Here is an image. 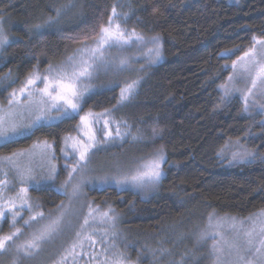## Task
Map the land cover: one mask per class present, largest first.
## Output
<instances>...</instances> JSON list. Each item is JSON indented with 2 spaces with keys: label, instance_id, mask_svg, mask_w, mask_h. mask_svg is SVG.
<instances>
[{
  "label": "trees",
  "instance_id": "16d2710c",
  "mask_svg": "<svg viewBox=\"0 0 264 264\" xmlns=\"http://www.w3.org/2000/svg\"><path fill=\"white\" fill-rule=\"evenodd\" d=\"M114 8L125 16L127 31L159 38L163 60L143 72L134 94L120 107L116 86L82 100V114L113 110L136 136L100 149L91 161L111 165L127 157L128 165L136 166L162 150L164 176L146 199L129 189L103 186L85 190L83 206L106 216L101 221L110 223L131 261L143 248L156 251L159 244L172 250L173 261L184 255L195 260L203 256L199 249L173 242L192 234L197 222L210 214L245 218L264 211V126L245 113L237 98L224 99L219 91L231 64L251 48L253 38L264 39V0H0V26L8 36L0 50V103L30 76L46 72L83 43L97 39ZM78 120L72 116L40 125L0 143V158H5L46 141L57 163L51 182L26 187L0 169V196L25 189L29 208L45 216L64 204L66 193L57 191L65 180L59 151L63 139L75 133ZM235 141L253 154L250 161L224 159L223 151ZM85 215L81 210L76 224ZM2 224L0 232L5 234L7 220ZM67 242L39 264L56 262ZM32 255L9 247L0 253V264H24L26 257L29 264Z\"/></svg>",
  "mask_w": 264,
  "mask_h": 264
},
{
  "label": "rangeland",
  "instance_id": "374dc122",
  "mask_svg": "<svg viewBox=\"0 0 264 264\" xmlns=\"http://www.w3.org/2000/svg\"><path fill=\"white\" fill-rule=\"evenodd\" d=\"M227 1L236 3L239 0ZM115 12L116 15L113 16L112 11L110 17L120 25L121 30L126 33V37H130L127 43L105 44L101 49L103 55L99 52L95 55L92 54L99 45V37L92 42L83 43L58 65L51 67L46 72H37L34 76H39L40 79L35 84L29 85L23 94H21L20 89L25 87L27 81L22 83V86L17 90L9 91L5 102L0 103V117L4 118L5 128L12 124L19 128L32 125V128L23 134L30 132L37 126L54 124L64 118L77 116L79 119L75 133L63 139L59 151L65 180L61 185L63 187L57 191L62 194L66 193L68 198L64 204L53 214L45 216L29 208L28 199L21 188L11 196H0V210L5 212L4 219H0V228L4 220H7L6 226L8 228L5 234L0 232V238L12 236V239L6 242V249L13 247L15 253L21 251L27 256L24 251L25 246L32 241L34 236L39 235L42 230L51 225L54 230L45 239L38 241L39 249L31 250L33 255L29 264L48 261L51 255L58 252L67 241L66 250L61 253L56 262L53 261L51 264H139L146 259H149V264H185L186 260H191L195 264H264V211H258L245 218L210 214L204 220L197 222L192 234L173 242L177 247L180 244L182 248L194 246L196 251L199 249L203 256L195 260L184 255L182 260L173 261L172 250L159 244L161 246L156 251L143 248L139 258L136 261H131L128 254L120 249L119 237L110 223L106 225L104 221H101V218L106 216L93 209L91 205L83 206L85 190L103 186L115 187L118 190L129 189L146 199L164 176L162 167L165 156L162 150L136 166L128 165L130 162L125 161L127 157H123L119 160L120 162L111 165L108 161L105 163L91 161L100 149L117 145L128 139L135 140L136 136L134 137L131 133L130 127L124 119L116 117L113 110L82 114L80 112L82 100L92 92L116 86L119 89L117 105L120 107L127 103L134 94L143 77V72L148 67L159 64L163 60L159 43L157 44L154 38L145 39L141 37L142 39H137L140 37L139 35L133 34L123 27L122 23L125 16L117 9ZM108 23L105 27L108 26ZM259 40L264 39H256V41ZM254 44L256 49L255 61L250 62L251 57H244V54L236 59L230 66L229 76L219 86V91L224 99L237 98L242 103L245 113L249 116L258 117V123L264 126V82L256 79L257 62L264 63V52H262L260 44L255 41H253L250 49L253 48ZM157 50L159 55H157ZM134 51L135 53H130ZM241 57L244 59L241 60ZM234 63L235 68L233 67ZM84 67H87L90 75L79 76L76 80V89L80 94L77 111L73 112L64 101H53L40 91L44 88L45 76L51 79L61 71L70 74L73 70L79 72ZM253 79H256L255 87L252 86ZM102 82L105 85H102ZM128 85H133V88L128 94V99L121 101V91L126 89ZM249 89H251L250 92ZM73 102H76L75 98ZM54 103L57 104L59 110L50 108ZM64 109H67L68 115L63 114ZM81 117L87 118V126L82 123ZM105 121H107V127ZM89 127L95 135V146L88 151L86 166L84 161H80L78 165L79 151L73 148V143L74 141L88 142V136L85 133L89 131ZM109 132L111 135H108ZM23 134L11 136L9 140ZM3 142L6 141L0 140V143ZM243 144L241 141L228 144L222 153L224 159L228 163L250 161L253 154ZM160 156H163V160L160 162L162 176L158 183L151 185L145 179L144 186H140L130 180V177L138 171H147L146 165H150ZM55 158L52 145L45 147L44 143H39L26 152L12 157L0 158V169L3 174L7 172L8 176L17 180L22 185L21 187L42 182L47 183L53 180L57 171ZM131 168L130 174H124ZM119 174L124 175L115 176ZM76 185H79L78 191H74ZM24 200L27 203H24ZM82 208L86 215L81 216V222L76 224ZM12 212L18 213L14 222ZM85 219L88 221L87 224L84 223ZM13 233L16 235H12ZM86 237H91V239H86ZM192 256L194 257L193 254ZM25 261L24 264H27V257Z\"/></svg>",
  "mask_w": 264,
  "mask_h": 264
},
{
  "label": "snow or ice",
  "instance_id": "6c2138e0",
  "mask_svg": "<svg viewBox=\"0 0 264 264\" xmlns=\"http://www.w3.org/2000/svg\"><path fill=\"white\" fill-rule=\"evenodd\" d=\"M115 15H116V12L114 8L113 16ZM128 39H130V37H126V33L121 30L120 25L118 23H115L110 17L108 26L100 27L99 45L96 49L93 50L92 54L95 55L97 52H99L101 55H103V53L101 52V49L103 48L105 44L119 45L121 42L127 43ZM137 39H142V38L137 37ZM253 39L256 43L260 44L261 50L262 52H264V40L256 41L255 37ZM154 40H156L158 44L159 38L154 37ZM7 43H8V36L5 34L4 29L0 27V48H3ZM255 52H256V49H255V44H254L252 49L244 53V57H251L250 62L255 61ZM157 55H159L158 50H157ZM244 57H241V60H243ZM84 63L86 64L87 62L85 61ZM233 67L234 68L236 67L235 63ZM257 67H258V71H257L256 79H260L262 82H264V63L257 62ZM86 74L90 75V73H88L87 71V67H84L79 72L73 70L72 73L70 74L65 71H61L57 73V75L53 76L51 79L45 76L44 77V81H45L44 88L40 89V91L43 92L45 96L49 97L53 101H64V103L67 104L73 110V112H75L78 110L79 95H80L76 89V80L79 78V76H83ZM38 79H40L39 76H30V78L27 80L25 87L20 89L21 94L25 92V90L27 89L29 85L35 84ZM256 79L252 80L253 87L256 86ZM132 88H133V85H128L126 89H123L121 91V101L128 99V94L130 93V90ZM250 91L251 89H249V92ZM13 96H15V93H13ZM74 98L76 99V102H73ZM245 99H247V97H245ZM50 108H57V110H59V107L55 103L52 104ZM63 114L68 115L67 109H64ZM81 121L82 123H85L87 126L86 117H81ZM105 126L107 127V121H105ZM31 128H32V125H26L24 128H19L15 124H12L10 127L5 128L4 118L0 117V140L8 141L11 138V136L23 134L26 130H30ZM85 135L88 136V142L74 141L73 148L79 151L80 160L77 161V164L79 165L80 161H84L85 166H86V163L88 160V151L91 147L95 146V135L91 132L90 127H89V131L85 133ZM108 135H111V133L109 132ZM77 145H79V148H77ZM44 146L51 147V145H48L46 141L44 142ZM162 160H163V156L158 157L150 165H146L147 171H142V172L138 171L135 175H132L130 177V180L140 186H144L145 179H147V181L151 185L158 183L162 176V173L160 171V162ZM49 178H52V177H49ZM125 179H129V178H125ZM78 190H79V185H76L74 187V191H78ZM21 191L25 192L26 190L21 189ZM24 203H27V201L24 200ZM9 211H11V209H9ZM17 215H18L17 212H12L13 222L15 221V217ZM4 217H5V212L3 210H0V219H4ZM25 223H27V221H25ZM84 223L85 224L88 223L87 219H85ZM53 230L54 229H52V226L49 225L47 228L42 230L39 233V235L34 236L32 241L29 242L25 246L24 248L25 253L27 255H32L31 250L32 249L38 250L40 247V244L38 243V241L45 239V237L47 235H50L51 231ZM18 231L19 230L17 229V232ZM12 235H16V233H13ZM77 235L79 236V233ZM11 239H12L11 235L0 238V251L6 250V242ZM86 239H91V237H86Z\"/></svg>",
  "mask_w": 264,
  "mask_h": 264
}]
</instances>
